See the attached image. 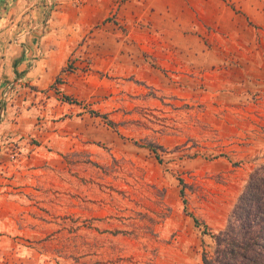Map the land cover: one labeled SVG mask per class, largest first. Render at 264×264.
Here are the masks:
<instances>
[{
  "label": "rangeland",
  "instance_id": "374dc122",
  "mask_svg": "<svg viewBox=\"0 0 264 264\" xmlns=\"http://www.w3.org/2000/svg\"><path fill=\"white\" fill-rule=\"evenodd\" d=\"M76 27L0 119V264H202L264 156V29Z\"/></svg>",
  "mask_w": 264,
  "mask_h": 264
},
{
  "label": "crops",
  "instance_id": "0c3cea01",
  "mask_svg": "<svg viewBox=\"0 0 264 264\" xmlns=\"http://www.w3.org/2000/svg\"><path fill=\"white\" fill-rule=\"evenodd\" d=\"M52 4L55 10L48 11ZM229 4L232 7L222 0H0V119L13 107L3 100L6 93L23 91L27 102L60 76L67 26L96 24L117 10L127 23L140 20L152 28L167 26L170 40L208 28L228 40L243 34L253 41L255 31L264 29V0H229Z\"/></svg>",
  "mask_w": 264,
  "mask_h": 264
},
{
  "label": "trees",
  "instance_id": "16d2710c",
  "mask_svg": "<svg viewBox=\"0 0 264 264\" xmlns=\"http://www.w3.org/2000/svg\"><path fill=\"white\" fill-rule=\"evenodd\" d=\"M210 236L213 248L202 255V264H264V156L248 174L224 227Z\"/></svg>",
  "mask_w": 264,
  "mask_h": 264
},
{
  "label": "built area",
  "instance_id": "2783aa9c",
  "mask_svg": "<svg viewBox=\"0 0 264 264\" xmlns=\"http://www.w3.org/2000/svg\"><path fill=\"white\" fill-rule=\"evenodd\" d=\"M11 96H12V95H10V94L6 93V94L4 95V98H3V100H4V101H10V99H11Z\"/></svg>",
  "mask_w": 264,
  "mask_h": 264
}]
</instances>
